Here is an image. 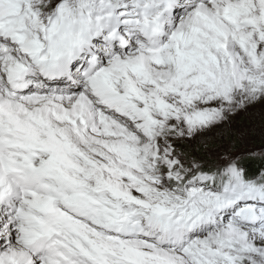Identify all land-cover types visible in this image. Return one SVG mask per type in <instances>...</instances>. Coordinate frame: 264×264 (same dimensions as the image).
I'll return each mask as SVG.
<instances>
[{
    "label": "snow or ice",
    "instance_id": "snow-or-ice-1",
    "mask_svg": "<svg viewBox=\"0 0 264 264\" xmlns=\"http://www.w3.org/2000/svg\"><path fill=\"white\" fill-rule=\"evenodd\" d=\"M0 264H264V0H0Z\"/></svg>",
    "mask_w": 264,
    "mask_h": 264
}]
</instances>
